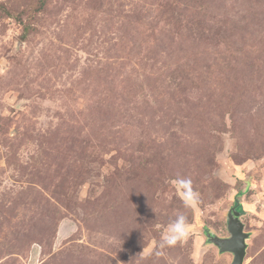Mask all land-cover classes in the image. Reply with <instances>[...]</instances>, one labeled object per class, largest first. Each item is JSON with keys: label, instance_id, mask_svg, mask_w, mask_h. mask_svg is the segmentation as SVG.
<instances>
[{"label": "rangeland", "instance_id": "374dc122", "mask_svg": "<svg viewBox=\"0 0 264 264\" xmlns=\"http://www.w3.org/2000/svg\"><path fill=\"white\" fill-rule=\"evenodd\" d=\"M235 203L264 264V0H0V264H231Z\"/></svg>", "mask_w": 264, "mask_h": 264}, {"label": "water", "instance_id": "95a60500", "mask_svg": "<svg viewBox=\"0 0 264 264\" xmlns=\"http://www.w3.org/2000/svg\"><path fill=\"white\" fill-rule=\"evenodd\" d=\"M238 206L239 205L235 203L227 213L226 222L229 236L219 237L207 233L209 242L213 243L220 252H229L232 254L233 259L231 264H243L247 248L246 239L248 237V232L244 230V225L239 219L242 209L238 210Z\"/></svg>", "mask_w": 264, "mask_h": 264}, {"label": "clouds", "instance_id": "9594fccd", "mask_svg": "<svg viewBox=\"0 0 264 264\" xmlns=\"http://www.w3.org/2000/svg\"><path fill=\"white\" fill-rule=\"evenodd\" d=\"M174 184L181 196L185 207L194 206L199 200V194L192 187L191 178L178 176ZM187 218L183 214H178L166 227L160 248L174 247L188 235ZM161 253H157L160 255Z\"/></svg>", "mask_w": 264, "mask_h": 264}, {"label": "trees", "instance_id": "16d2710c", "mask_svg": "<svg viewBox=\"0 0 264 264\" xmlns=\"http://www.w3.org/2000/svg\"><path fill=\"white\" fill-rule=\"evenodd\" d=\"M25 30H26V27H25ZM23 31H24V29H23ZM237 209H238V210H241V208H240L239 206L237 207Z\"/></svg>", "mask_w": 264, "mask_h": 264}]
</instances>
